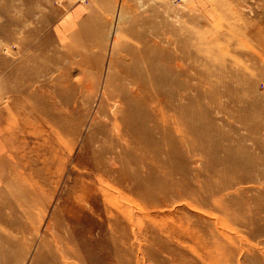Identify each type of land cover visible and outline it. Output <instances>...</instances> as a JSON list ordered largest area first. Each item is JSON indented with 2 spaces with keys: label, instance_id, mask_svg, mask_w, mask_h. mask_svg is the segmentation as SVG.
I'll return each mask as SVG.
<instances>
[{
  "label": "rangeland",
  "instance_id": "rangeland-1",
  "mask_svg": "<svg viewBox=\"0 0 264 264\" xmlns=\"http://www.w3.org/2000/svg\"><path fill=\"white\" fill-rule=\"evenodd\" d=\"M0 119V264H264V0H0Z\"/></svg>",
  "mask_w": 264,
  "mask_h": 264
},
{
  "label": "crops",
  "instance_id": "crops-1",
  "mask_svg": "<svg viewBox=\"0 0 264 264\" xmlns=\"http://www.w3.org/2000/svg\"><path fill=\"white\" fill-rule=\"evenodd\" d=\"M10 160L8 156V143L4 134V127L0 119V189L6 182V171L10 168Z\"/></svg>",
  "mask_w": 264,
  "mask_h": 264
},
{
  "label": "bare ground",
  "instance_id": "bare-ground-1",
  "mask_svg": "<svg viewBox=\"0 0 264 264\" xmlns=\"http://www.w3.org/2000/svg\"><path fill=\"white\" fill-rule=\"evenodd\" d=\"M152 64V63H151ZM158 65V64H157Z\"/></svg>",
  "mask_w": 264,
  "mask_h": 264
}]
</instances>
